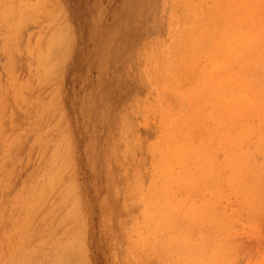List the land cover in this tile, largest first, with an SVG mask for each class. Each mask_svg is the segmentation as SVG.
Listing matches in <instances>:
<instances>
[{"label":"bare ground","instance_id":"obj_1","mask_svg":"<svg viewBox=\"0 0 264 264\" xmlns=\"http://www.w3.org/2000/svg\"><path fill=\"white\" fill-rule=\"evenodd\" d=\"M13 1L8 0L9 8ZM170 4L167 40L160 38L156 45L152 43L145 50H140L137 56L139 72L132 70L137 72L139 82L145 84L153 95L152 101L148 98L133 100L129 112L116 118L122 122L120 138L126 149L121 160L116 161L118 182L112 184V189L116 196L132 197L137 204L135 207L139 205L141 208L139 216L128 215L127 219V232L133 237V252L137 253L134 257L136 264L145 261L152 253L165 260L172 258L171 264H237L240 253H247L241 251L245 252L249 247L241 244L240 234L249 229L255 232L257 224L264 223V0H170ZM10 11L8 9V13L3 14L8 22L19 15ZM14 38L15 35L10 33L9 40ZM56 44L60 48L57 51L53 49L52 55L63 61L68 52V38ZM59 66L57 71L50 67L53 70L47 72L59 73L61 77L64 71L62 65ZM66 173L51 176L39 197L30 190L31 199L26 197L29 200L25 207L26 227L21 229L19 225L20 239L4 240L6 251L0 242V264H77L79 259V263L83 261L82 251L78 253V260L74 258L76 241L79 242L74 237L66 246L60 242L58 247L50 244V249L45 245L47 242L38 241L41 244L35 246L31 241L36 220L49 230L50 224L44 213V210L50 211L49 205L55 216L63 208L65 211L63 199L59 201L61 198L54 195H57L58 187L64 185V176L70 175ZM70 181L74 183L76 180ZM59 191L62 192L60 188ZM52 198L58 201L51 205L49 201ZM65 203L67 206V201ZM68 219L67 215L61 221ZM13 221L16 222L15 219ZM15 227L16 232L17 225ZM70 228H64L65 231L68 229L67 234ZM84 231L81 232L84 235L78 232L82 235L80 239L85 237ZM250 238L252 240L253 237ZM38 253L43 254L42 258L37 257ZM247 264L254 263L250 260ZM260 264H264V259Z\"/></svg>","mask_w":264,"mask_h":264},{"label":"rangeland","instance_id":"obj_2","mask_svg":"<svg viewBox=\"0 0 264 264\" xmlns=\"http://www.w3.org/2000/svg\"><path fill=\"white\" fill-rule=\"evenodd\" d=\"M170 5V0H14L9 8L8 0H0V229L2 231H0V242L3 250L6 251L5 241L20 239L21 229L26 227L25 207L27 208V202L31 199L32 191L34 190L39 197L43 195L41 191L51 176L59 172H64V175L67 172V175L74 171L68 177L64 176L62 183L64 185L58 187L57 195L53 194L61 198L59 201L63 199L65 211L63 208L55 216L51 212L50 205L48 207L51 208L50 211H43L48 225L51 226L49 225V230L45 229L36 220L35 229L31 234L33 244L36 246L47 242L45 245L50 249L60 242L66 246L74 237L80 242L78 244L79 242L76 241L77 254L74 258L78 260L80 257L78 253L82 251L84 256L81 263L83 264H134L136 262L134 257L137 253L133 252L131 243L133 237L127 232L129 228L127 219L128 215L139 216L141 208L139 205L135 207L137 204L132 197L126 199L121 195L116 196L112 189V184L118 182L116 161L121 160L126 149L125 142L120 138L122 122L117 121L116 118L119 114L129 112L128 108L133 100L148 98L152 101L153 95L137 77L139 72L137 56L140 50H145L150 44L156 45L160 38L167 40L165 34L170 26L171 13L168 12ZM8 9L19 14L12 22H8L3 15L8 13ZM10 33L15 35L13 40H9ZM65 37L68 38L69 53L67 52L68 57L66 56L62 61L58 56L52 55V51L60 48L56 42ZM59 65H62L63 77H60L59 73L47 72L53 69L57 71ZM50 67L53 69H49ZM33 70L34 72H31ZM132 70L137 72L133 73ZM41 117L44 119L41 120ZM37 118L40 120L38 121ZM48 147H50L49 151ZM93 148H95L94 152ZM42 154L46 155L42 156ZM66 155L70 156V159ZM43 158L44 160H41ZM70 165L71 170H69ZM65 177L76 181L73 183ZM67 181L69 182L66 184ZM73 186L76 187L73 189ZM37 187L39 188L36 190ZM59 188L62 190L61 193ZM27 196L30 197L28 201ZM69 196L72 198L70 201ZM55 199L52 198L49 203L52 205L53 202L58 201ZM12 202L13 206H10ZM19 205L23 206L19 207ZM21 213H25L23 215L26 216L22 218ZM63 213L64 215H61ZM9 215L12 217L8 218ZM67 215L69 219L61 221ZM14 219L16 222L13 221ZM262 223L257 224L255 232L249 229L250 231L240 234L241 244L249 247L245 252L241 251L247 253H240L239 256H243L239 257L237 264H247L250 260L254 264L263 262L264 223ZM64 228H70L71 232L68 231L67 234L68 229L65 231ZM83 231L85 237L83 236L81 241L82 235L80 236L78 232L84 235L81 233ZM16 234L19 236L16 237ZM250 237L256 239L251 240ZM57 239L59 242H56ZM48 244L52 246L49 247ZM5 253L3 251L4 256ZM152 254L139 264H152V261L153 264H159V262L171 264L173 260L172 258L165 260L156 253ZM42 255L38 253L37 257L42 258ZM79 262L77 261V264H81Z\"/></svg>","mask_w":264,"mask_h":264}]
</instances>
